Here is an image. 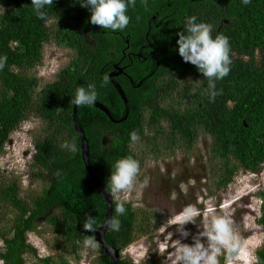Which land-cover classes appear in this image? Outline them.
Listing matches in <instances>:
<instances>
[{
  "label": "trees",
  "instance_id": "obj_1",
  "mask_svg": "<svg viewBox=\"0 0 264 264\" xmlns=\"http://www.w3.org/2000/svg\"><path fill=\"white\" fill-rule=\"evenodd\" d=\"M47 19H39L31 0H0V58L7 61L0 70V152L10 134L34 115L43 122L35 136L34 152L30 154L37 175L45 182L40 191L25 196L13 181L0 184V208L13 213L10 225L3 220L0 239L2 264H26L25 254L37 255L28 242L27 234L38 231L42 218L75 252L79 242L91 232H84L83 223L93 216L97 227L105 217L103 195L91 182L81 158L80 141L73 128L72 104L79 87L86 90L94 85L97 101L108 109L110 120L93 105L76 107V117L88 141L90 165L99 181L107 188L117 160L128 156L138 161L131 148L130 133L135 131L143 139L146 129L154 142L168 122V148L177 143L190 148L200 132L211 137L210 162L218 160L221 178L218 184L229 183L239 169L258 173L264 164V0H136L129 5V25L123 31L101 29L90 22L91 10L82 7L80 0H53L44 9ZM212 25L213 39L228 37L231 71L216 81L214 101L206 92L208 80L196 66L184 62L178 52V33L183 32L188 17ZM50 21V24H47ZM83 32L92 42L87 43ZM53 41L75 51L74 57L58 71L56 78L38 88V79L29 74L42 59L46 42ZM124 49L133 52L134 83L146 77L143 86L135 88L120 76L114 80L124 90L129 111L125 119V105L106 73L113 69ZM190 80L188 86L179 83ZM158 88L152 90L153 84ZM189 97L179 109L165 105L166 97L178 88ZM152 91V92H151ZM152 97V98H150ZM146 98V99H145ZM118 120V121H116ZM75 141L78 151L62 148L64 142ZM141 146L138 147V151ZM156 151V149H153ZM260 198L257 222L264 227V188ZM112 217L115 201L112 197ZM126 213L120 215L119 231L106 228V241L120 252L132 242L135 229L141 234L157 227L155 214L137 217L130 201L125 202ZM99 254L97 264H111L108 256ZM257 262L264 264V239L255 251ZM44 264H64L50 256L39 258ZM117 264H135L119 255Z\"/></svg>",
  "mask_w": 264,
  "mask_h": 264
},
{
  "label": "rangeland",
  "instance_id": "obj_2",
  "mask_svg": "<svg viewBox=\"0 0 264 264\" xmlns=\"http://www.w3.org/2000/svg\"><path fill=\"white\" fill-rule=\"evenodd\" d=\"M74 54L73 49L59 46L53 39L46 42L40 63L28 71L38 79L37 89L53 81ZM179 83L186 85L187 89L192 84L188 78ZM188 98L185 90L179 87L163 102L181 109ZM29 114L31 117L10 134L9 141L0 152V184L16 181L22 197L45 187V182L37 175L39 168L33 165L30 157L35 150V136L40 132L43 122L34 113ZM166 129L157 136L154 141L156 145L147 138L153 134L152 130L146 129L143 139L131 147L138 156L140 173L135 189L120 194V198L132 203L138 219L151 212L156 215L159 225L149 228L150 231L144 234L135 229L134 238L121 251V257L129 258L135 264H171L175 240L181 239L182 243L191 244L192 237L203 230L205 221L212 215H226L241 241V247L233 254L231 264H253V254L264 239V227L257 222L260 214L257 192L264 188V164L258 173L239 169L229 183L220 185L218 181L222 174L219 166L215 165L218 160L212 163L209 160L211 137L200 132L190 148L178 142L173 149H169L168 142L164 140L168 139ZM188 205H194L201 215L196 224L184 226L190 235L182 239L172 221ZM12 219L13 213L0 208V227L1 221L10 225ZM37 230L27 234V240L37 250V255L26 253V264H44L39 258L46 256L55 261L63 257L71 264H97L99 248L85 247L84 239L73 252L69 242L56 234L44 218L40 220ZM2 249L3 242L0 239V251ZM226 255L222 252L220 264H229Z\"/></svg>",
  "mask_w": 264,
  "mask_h": 264
},
{
  "label": "clouds",
  "instance_id": "obj_3",
  "mask_svg": "<svg viewBox=\"0 0 264 264\" xmlns=\"http://www.w3.org/2000/svg\"><path fill=\"white\" fill-rule=\"evenodd\" d=\"M82 7H89L91 10L90 22L101 29L112 32L123 31L130 23V17L126 14L129 5L135 6L136 0H80ZM250 0H243L248 4ZM147 3V0H144ZM31 5L36 16L41 20L47 19L45 8L53 5V0H31ZM178 52L184 62H189L196 66L204 78L208 80L206 92L209 99L214 101L219 94L216 90V81L223 80L231 71L232 60L230 58V43L228 37L217 35L212 37V25L205 22H197L196 16L188 17L185 30L178 33ZM7 58H0V70L5 67ZM104 84L108 83V76L104 77ZM97 100L95 86H89L86 90L79 87L73 100L76 107L92 105ZM133 143L139 140L137 132L130 133ZM62 148L77 152L79 149L75 141L64 142ZM31 157V156H30ZM114 171L109 178V186L106 192L115 201V216L108 218L104 226L111 231H119L120 220L118 217L126 213L125 200L120 198V194L128 193L135 189L137 177L140 173L139 161L131 156L121 158L114 164ZM201 215L199 209L194 205L185 206L173 218L176 231L182 239L189 237L190 233L185 229L188 223L196 224L197 218ZM202 231L192 237L191 244L182 243L181 239L175 240L172 252L171 264H220L219 257L222 252L231 264L233 254L238 252L241 241L235 232L232 221L225 215H212L206 220ZM84 232L94 233L97 231L96 219L89 215L83 223ZM84 246L97 248L94 237L86 236ZM121 253V252H120ZM253 264L257 262L256 254L252 257Z\"/></svg>",
  "mask_w": 264,
  "mask_h": 264
},
{
  "label": "water",
  "instance_id": "obj_4",
  "mask_svg": "<svg viewBox=\"0 0 264 264\" xmlns=\"http://www.w3.org/2000/svg\"><path fill=\"white\" fill-rule=\"evenodd\" d=\"M121 73V70L119 68H115V72H110L107 76L109 81L112 83L114 86L115 90L117 91L119 97L123 101L125 105V115L123 116L122 120L126 118L128 111H129V106H128V100L126 97V94L120 84L113 80V76L118 75ZM93 106L97 107L100 109L110 120H114L112 116L110 115L108 109L105 107L104 104H102L99 101H95ZM72 121H73V128L75 132L77 133L80 141V149H81V158L83 160V164L85 167V170L91 180V182L94 184V186L99 190V192L103 195L105 199V204H106V210H105V217L103 222L97 227V231L92 233L93 237L95 238L96 242L99 244L102 254L105 256H108L111 260V264H117L119 260V255L120 251L113 246H111L105 239V233H106V227L104 226V222L112 217V211H113V206H112V196L106 192V187L99 181L97 178L95 172L93 171L91 165H90V160H89V155H88V141L86 139V136L84 134L83 129L79 125L76 117V106L72 104ZM115 121V120H114ZM118 121V120H116Z\"/></svg>",
  "mask_w": 264,
  "mask_h": 264
},
{
  "label": "flooded vegetation",
  "instance_id": "obj_5",
  "mask_svg": "<svg viewBox=\"0 0 264 264\" xmlns=\"http://www.w3.org/2000/svg\"><path fill=\"white\" fill-rule=\"evenodd\" d=\"M83 36L85 37V41L87 43H91L92 42V39H91V37H90L88 32H85V33L83 32ZM133 56H135L133 52H129V51H126V50L122 49L120 58L116 62H113V64H112L113 69L109 70L106 73V75H108L110 72H115V68H119L121 70V73L118 74V75L113 76L112 77L113 80H114V77L120 76V77H123V78L129 80V84H125V85H130V86L134 87L133 90H135V88H139L141 86H143L144 90H146V89L149 88V85H144V83L146 81V77L138 78L137 81L134 83V80L132 79V76L130 75V70L132 71L131 65L133 63V58H132ZM156 88H158V87L154 83L153 87H152V90H156ZM150 98H152V97H150ZM161 121H162L161 125H163V122H164L165 123V127L167 128L168 127V122L166 120H161ZM168 129L169 128H167L166 130H168Z\"/></svg>",
  "mask_w": 264,
  "mask_h": 264
},
{
  "label": "built area",
  "instance_id": "obj_6",
  "mask_svg": "<svg viewBox=\"0 0 264 264\" xmlns=\"http://www.w3.org/2000/svg\"><path fill=\"white\" fill-rule=\"evenodd\" d=\"M64 264H71V263H69V262H65Z\"/></svg>",
  "mask_w": 264,
  "mask_h": 264
}]
</instances>
